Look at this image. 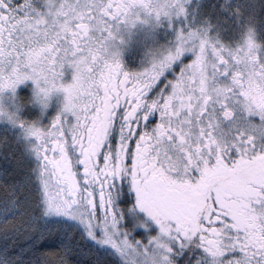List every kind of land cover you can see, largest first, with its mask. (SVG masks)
I'll return each mask as SVG.
<instances>
[{
	"label": "snow or ice",
	"instance_id": "1",
	"mask_svg": "<svg viewBox=\"0 0 264 264\" xmlns=\"http://www.w3.org/2000/svg\"><path fill=\"white\" fill-rule=\"evenodd\" d=\"M137 24L170 34L127 70ZM6 89L0 264H264V0H0Z\"/></svg>",
	"mask_w": 264,
	"mask_h": 264
},
{
	"label": "flooded vegetation",
	"instance_id": "2",
	"mask_svg": "<svg viewBox=\"0 0 264 264\" xmlns=\"http://www.w3.org/2000/svg\"><path fill=\"white\" fill-rule=\"evenodd\" d=\"M169 34L163 26L150 32L148 26L137 24L132 28L131 34L126 37V43L121 46V59L124 67L127 70L140 68L142 64L147 62L150 50L164 43ZM64 71L65 75L62 79L65 81L70 80L71 70L66 68ZM33 87L31 80H25L16 86L14 95L18 99L21 115L24 119L33 120L39 118L41 123H48L49 118L55 115L60 108L63 101V93H52L48 106L42 109L40 105L31 102ZM12 95V91L7 89L0 93V97L3 98ZM3 102L8 104L7 99H4Z\"/></svg>",
	"mask_w": 264,
	"mask_h": 264
},
{
	"label": "trees",
	"instance_id": "3",
	"mask_svg": "<svg viewBox=\"0 0 264 264\" xmlns=\"http://www.w3.org/2000/svg\"><path fill=\"white\" fill-rule=\"evenodd\" d=\"M0 193L2 195L4 194L2 185H0ZM8 227L11 229L12 225L10 224ZM4 228L5 225L0 223V247H2L4 244V239H3ZM142 231H143L142 229L139 230L137 234H139ZM11 242L12 241H9V243ZM16 243L18 245H23L24 244L23 237H18ZM33 259H35L38 262V264H45V262L46 264H60L62 255L58 247L57 238L55 236H52L48 238L46 241H44L43 246L40 248L39 252L33 257Z\"/></svg>",
	"mask_w": 264,
	"mask_h": 264
},
{
	"label": "clouds",
	"instance_id": "4",
	"mask_svg": "<svg viewBox=\"0 0 264 264\" xmlns=\"http://www.w3.org/2000/svg\"><path fill=\"white\" fill-rule=\"evenodd\" d=\"M34 87L32 89V98H31V102H34L38 105L41 106V108H46L48 106L49 100L51 98V94L54 93H50L49 95L45 96L43 92L40 91V87H43V85L41 86H37L35 84H33ZM62 104V103H61Z\"/></svg>",
	"mask_w": 264,
	"mask_h": 264
},
{
	"label": "rangeland",
	"instance_id": "5",
	"mask_svg": "<svg viewBox=\"0 0 264 264\" xmlns=\"http://www.w3.org/2000/svg\"><path fill=\"white\" fill-rule=\"evenodd\" d=\"M7 104V103H5ZM18 114L21 118H23V116L21 115V109L19 107L18 110ZM5 127L4 125H0V141H2L4 139L5 136H7L9 142H11L14 138V131H5ZM3 195L0 193V198H2Z\"/></svg>",
	"mask_w": 264,
	"mask_h": 264
}]
</instances>
